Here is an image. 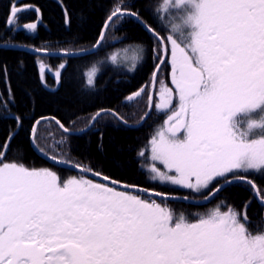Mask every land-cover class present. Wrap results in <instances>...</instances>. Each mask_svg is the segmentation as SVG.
<instances>
[{"label": "snow or ice", "instance_id": "snow-or-ice-1", "mask_svg": "<svg viewBox=\"0 0 264 264\" xmlns=\"http://www.w3.org/2000/svg\"><path fill=\"white\" fill-rule=\"evenodd\" d=\"M179 3L190 6V0ZM21 11L10 7L6 23L11 25V17ZM141 16L135 0L119 4L107 15L96 43L106 41V33L118 24L136 23L155 44L151 53L159 60L156 72L161 65L171 67L174 88L164 86L158 102L147 91L145 117L153 108L167 115V127L138 153L147 161L153 179L195 193L207 191L203 198L209 201L223 188L244 181L238 175L242 170L264 174V128L254 131L253 119L257 112L264 114V0H196L193 11L184 8L173 16V20L190 19L192 31L183 34L178 24L169 21L167 37ZM156 18L160 19L158 13ZM24 27L35 30L37 24ZM111 38L129 40L126 34ZM165 40L171 44L170 60ZM60 67L63 70L66 65ZM141 67L143 60L133 70ZM92 83L89 79L88 84ZM145 92L142 88L134 96ZM13 102L0 101V106ZM105 115L128 126L122 117L106 110L92 117L93 124ZM48 119L36 120L28 134L32 146L41 152L34 134ZM50 119L62 135L85 131ZM13 120L22 130L21 118L13 116ZM10 145L11 139L7 146H0L4 149L0 150V264H264V235H251L231 210L222 212L218 206L190 220L152 198L83 178L62 181L49 168L6 162ZM76 167L84 173L92 171ZM129 187L133 186H124ZM257 194L264 197L259 190Z\"/></svg>", "mask_w": 264, "mask_h": 264}, {"label": "trees", "instance_id": "trees-1", "mask_svg": "<svg viewBox=\"0 0 264 264\" xmlns=\"http://www.w3.org/2000/svg\"><path fill=\"white\" fill-rule=\"evenodd\" d=\"M160 1L135 0V8L141 12L142 20L154 27L159 35L167 37L170 30L161 21ZM125 2L0 0V101L14 100L10 105L0 106V146H7L11 139L6 162L22 163L29 168H49L66 181L77 174L44 161L31 147L28 134L36 120L55 117L66 126L83 129L100 110H112L129 125L141 120L147 110V91L159 60L152 58L151 49L155 44L151 37L136 23L118 24L110 34L106 33L108 39L94 54L67 58L38 56L26 51L41 49L43 52L72 53L90 49L97 42L107 15ZM10 7L22 10L18 17H11V25L6 23L10 18ZM157 13L160 19L156 18ZM66 20L69 22L67 26ZM35 22H38L37 29L24 28L25 24ZM125 34L128 41L111 38L112 35ZM165 44L169 48L167 40ZM128 47H135L140 55L135 65L143 60V67L139 70L103 62ZM61 65L66 68L61 70ZM92 67L97 68V74L93 86H88L86 74ZM58 72H62L59 77ZM168 72L169 66L164 64L157 77L155 97L168 84ZM143 86L147 87L145 94L129 102L127 97ZM13 116L21 118L22 130L16 126ZM164 119L165 114L153 108L142 126L127 128L112 116L105 115L87 133L76 136L62 135L53 121H46L37 126L35 135L39 137L42 153L49 157L55 156L56 160L67 161L73 166L91 168L92 173H100L121 184L149 190L151 186L159 187L148 182L146 161L138 153L148 148L150 139ZM14 133L18 134L13 137ZM100 133L103 134L102 140ZM244 176L264 193V174L253 172ZM171 193L180 197L191 196L189 191L180 189ZM214 202L223 203L226 208L241 214L243 219L253 218V235H264V206L257 200L254 189L243 183H232L216 196ZM165 203L176 205L171 210L186 218L190 212L204 211L210 206H195L184 199Z\"/></svg>", "mask_w": 264, "mask_h": 264}, {"label": "rangeland", "instance_id": "rangeland-1", "mask_svg": "<svg viewBox=\"0 0 264 264\" xmlns=\"http://www.w3.org/2000/svg\"><path fill=\"white\" fill-rule=\"evenodd\" d=\"M184 8H188L189 12L193 11V9L191 8V6L187 5L186 3L183 4V5L180 4L179 3V0H161L160 1V3H159V10L161 12V21L165 24V26L169 30L171 29V24L169 23V21H172V23L178 24V22H180L181 20L178 17L173 20V16L175 15L176 11H181L182 12ZM168 13H171L172 15H167ZM185 15H187V13H185ZM168 43H169V45H171L169 41H168ZM120 54L121 55H119V56H112L110 58V61H112L113 63H116V64L124 65V66L128 65L126 67L129 68V70L130 69L133 70V65L136 64V61L140 57V55H138V51H136L135 48H133V47H128V48H125V50L121 51ZM113 57H115V59H113ZM170 59H171V56H170ZM96 74H97V68L96 67H92L89 71H87V74H86L87 82H88L89 79H91L94 82V79L96 77ZM56 84H58V80H56ZM167 87L174 88V85H173L172 79H171V67H170V84L167 85ZM162 90H163V88L160 90V92H162ZM160 92H158L157 95H156V101L157 102L159 100V95L158 94ZM158 112L159 113H164V110H159ZM253 119L257 123H264V114H259L257 112V115L254 116ZM166 127H167V125L160 126L157 129V131L155 132L154 135H156V133L159 132L162 128H166ZM254 131H256L257 133H259V128L254 129ZM254 138H259V136L257 135ZM151 139H150V141H151ZM150 141H149L148 148L150 147ZM146 169L148 171L150 181H153L154 182L153 185H157V186H160V187L163 188V189L157 188L156 189V192L166 194V196L168 198L184 199V200H187L189 202H191V201L198 202L201 199V194L202 193H195V192H192L191 190L182 189L179 186L170 185V184H168L166 182L160 181L159 179H155L154 180L153 179V175L154 174L149 171L148 167ZM240 172H243V173H253V172H258V171H256V170L243 171L242 170ZM74 178H76V179L83 178V179H88V180H92L93 181V179H91L90 177H88L86 175H81L79 177H74ZM164 186H166V187H164ZM172 189H180V190L189 191V193L191 194V196L189 198L187 197V199H185V197H180L178 195H175L174 193H171V190ZM152 191H154V189H152ZM255 196H256V193H255ZM256 198H257V200L262 199L260 196H258V197L256 196ZM262 201H264V200L262 199ZM210 211H212V210L207 211V214Z\"/></svg>", "mask_w": 264, "mask_h": 264}, {"label": "water", "instance_id": "water-1", "mask_svg": "<svg viewBox=\"0 0 264 264\" xmlns=\"http://www.w3.org/2000/svg\"><path fill=\"white\" fill-rule=\"evenodd\" d=\"M102 31H104V28H103V30ZM0 47H2V46H0ZM100 47V45H97V43L91 48V49H89V50H85V51H80V52H75V53H58V54H56V53H48V52H43V51H40V52H36L35 50H32V49H27L26 51H28V52H31V53H33V54H35V55H38V56H47V57H50V56H63V57H67V58H69V56L67 55V54H72L71 55V57H79V56H86V55H90V54H92V53H94L98 48ZM22 49H24L25 50V48H22ZM162 66V65H161ZM161 66H160V68H161ZM155 73H156V75L154 76V73H153V76H152V82H151V89H150V91L151 92H153L154 93V87H155V83H156V78H157V75H158V72H156V69H155V71H154ZM142 88H144V87H142ZM141 88V89H142ZM143 94V93H142ZM141 94V95H142ZM133 95V100H135L137 97H135L134 96V94H132ZM146 112H148V108H147V111ZM94 116H96V114L94 115ZM93 116V117H94ZM149 117V115L147 116V117H145V115L142 117V119L140 120V122L139 123H137V124H135V125H129L128 124V126L127 127H129V128H138V127H140V126H142L143 125V123L147 120V118ZM45 121H52L50 118L48 119V120H45ZM45 121H42V122H45ZM89 125H93V121H92V119H91V122H90V124ZM89 125L85 128V131L84 132H86V131H89L90 130V128L91 127H89ZM84 132H72L71 133V135H77V134H82V133H84ZM35 135V134H34ZM31 144V143H30ZM31 147H32V149L34 150V152L41 158V159H43V160H45V161H47V162H50V163H52V164H54V165H57V166H60V167H63V168H68V169H70V170H72V171H74V172H77V173H82V174H85V175H87V176H92L90 173H84L81 169H79V168H76V167H73V166H70V165H67V164H64V163H61V162H58V161H53L51 158H46V155H44L43 153H41L39 150H37L36 148H34L33 146H32V144H31ZM247 184H249L252 188H253V185L252 184H250V183H248L247 181H245ZM112 183V182H111ZM113 184V183H112ZM115 186H117V187H120V188H124V186H121V185H118V184H115ZM125 189V188H124ZM126 190H129V191H132V192H137V189H135V188H127ZM254 191H255V193H256V196L258 197V195H257V191H256V189H254ZM142 193H146V192H142ZM147 194V193H146ZM206 201L204 200L202 203H205ZM259 202L262 204V205H264V201H261V200H259Z\"/></svg>", "mask_w": 264, "mask_h": 264}, {"label": "clouds", "instance_id": "clouds-1", "mask_svg": "<svg viewBox=\"0 0 264 264\" xmlns=\"http://www.w3.org/2000/svg\"><path fill=\"white\" fill-rule=\"evenodd\" d=\"M195 3H196V0H190V6L194 9V7H195ZM192 15V13H189L188 14V16L190 17ZM178 25H179V27L181 28V30H182V32H183V34H188V33H190L191 31H192V27H193V25H192V21L190 20V19H188V18H186V20L185 21H180V22H178ZM254 125H255V128L254 129H256V128H264V123H257V122H254ZM243 127V130H248V128H247V125H244V126H242Z\"/></svg>", "mask_w": 264, "mask_h": 264}, {"label": "flooded vegetation", "instance_id": "flooded-vegetation-1", "mask_svg": "<svg viewBox=\"0 0 264 264\" xmlns=\"http://www.w3.org/2000/svg\"><path fill=\"white\" fill-rule=\"evenodd\" d=\"M93 181L96 182V183H104V184H106V185L109 186V187H113V186H111L110 184H108V183H106V182H103V181H100V180H97V179H93ZM153 186H154V185H153ZM212 187L215 188L216 185H213ZM152 188H154V187L151 186L150 189H152ZM116 190L121 191L120 189H117V188H116ZM133 195H134V194H133ZM141 198H143V199H149V198H144V197H141ZM171 207L176 208V205L169 206V209H170V210H171ZM174 214L176 215V213H174ZM248 225H249V227H248V231H249V233H250L251 235H253V218H250V219L248 218Z\"/></svg>", "mask_w": 264, "mask_h": 264}, {"label": "bare ground", "instance_id": "bare-ground-1", "mask_svg": "<svg viewBox=\"0 0 264 264\" xmlns=\"http://www.w3.org/2000/svg\"><path fill=\"white\" fill-rule=\"evenodd\" d=\"M104 23H105V22H104ZM103 25H104V24H103ZM102 30H103V27L101 28V32H102ZM168 49H169V48H168ZM46 52H47V51H46ZM170 52H171V49H169V54H170ZM48 53H56V54H58V53H60V52H48ZM50 57H63V56H50ZM93 84H94V83H92L91 85L88 84V86H93ZM134 93H135V92H134ZM134 93H132V94H134ZM136 100H138V97L136 98ZM146 102H147V104H148V101H147V100H146ZM106 111L113 112L112 110H106ZM146 111H147V110H146ZM145 113H146V112H145ZM145 113L143 114V116L145 115ZM150 115H151V114H150ZM150 115H149V117H150ZM143 116H142V117H143ZM149 117H148V118H149ZM148 118H147V119H148ZM141 119H142V118H141ZM90 122H91V120H90ZM90 122H89V124H90ZM89 124H88V125H89ZM88 125H87V126H88ZM87 126H86V127H87ZM93 126H94V124L91 126L90 129H92ZM86 127H85V128H86ZM85 128H83V129H85ZM74 132H77V131H74ZM84 133H87V131L84 132ZM84 133H82V134H84ZM77 135H81V134H77ZM70 136H76V135H71V134H70ZM191 216H192L194 219H198V218H199V217L196 216V214H194V213H192Z\"/></svg>", "mask_w": 264, "mask_h": 264}]
</instances>
